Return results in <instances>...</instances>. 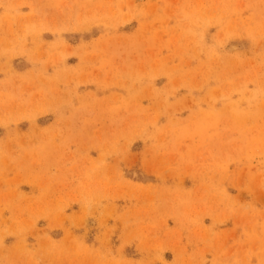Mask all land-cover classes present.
<instances>
[{"label":"rangeland","instance_id":"374dc122","mask_svg":"<svg viewBox=\"0 0 264 264\" xmlns=\"http://www.w3.org/2000/svg\"><path fill=\"white\" fill-rule=\"evenodd\" d=\"M0 264H264V0H0Z\"/></svg>","mask_w":264,"mask_h":264}]
</instances>
